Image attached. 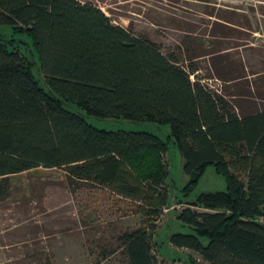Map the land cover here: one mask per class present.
I'll use <instances>...</instances> for the list:
<instances>
[{
	"label": "trees",
	"instance_id": "1",
	"mask_svg": "<svg viewBox=\"0 0 264 264\" xmlns=\"http://www.w3.org/2000/svg\"><path fill=\"white\" fill-rule=\"evenodd\" d=\"M215 18L210 39L188 25L162 53L95 5L0 0V26L27 39L0 36V213L9 204L40 205L47 178L71 191L100 188L141 219L102 259L119 252L122 264H179L153 252L155 224L169 207L171 142L188 178L183 195L208 166L225 190L175 202L190 233L169 234L166 244L191 252L192 264H264V68L247 71L235 51L246 43H226L238 31ZM86 118L167 125L169 133L161 140L107 131ZM33 245L30 262L51 264Z\"/></svg>",
	"mask_w": 264,
	"mask_h": 264
},
{
	"label": "rangeland",
	"instance_id": "2",
	"mask_svg": "<svg viewBox=\"0 0 264 264\" xmlns=\"http://www.w3.org/2000/svg\"><path fill=\"white\" fill-rule=\"evenodd\" d=\"M76 1L97 6L112 24L133 35L146 37L157 44L162 53L178 43L182 35L180 29L188 25L193 27L199 40L210 39V26L215 17H220L238 31V34L233 32L226 43L247 45L235 50L239 52L247 71L264 68V36L252 35L258 28L264 32V0ZM0 36H13L20 42H27L20 33L12 35L8 26H0ZM235 51L231 49L230 53ZM210 85L217 88L215 82ZM86 122L107 131H147L161 140H165L169 133L167 125L148 122L93 118H86ZM166 162L169 207L162 209L155 224L153 241L156 247H153V252L157 260L192 264L188 261L189 256H194L191 252L177 251L165 242L169 234L190 233V229L181 226L175 218L176 211L180 209L175 202L190 201L203 192H223L224 181L208 166L185 196L182 190L188 178L181 171L182 159L171 142H168ZM34 175L41 176L38 172ZM46 181L40 205L37 200L26 207L9 204L6 211L0 213V264H38L35 258L33 262L28 258L30 253L37 252L33 245L37 243L38 253L42 257L43 253H48L51 264H122L119 252L104 259L101 252L114 247L118 233L139 226L141 219L133 214L131 203L100 188L81 187L71 191L61 186L59 179L52 177ZM202 243L205 244V241Z\"/></svg>",
	"mask_w": 264,
	"mask_h": 264
},
{
	"label": "crops",
	"instance_id": "3",
	"mask_svg": "<svg viewBox=\"0 0 264 264\" xmlns=\"http://www.w3.org/2000/svg\"><path fill=\"white\" fill-rule=\"evenodd\" d=\"M260 4H262V2H259ZM252 35L254 36V37H259V38H261V37H263L264 36V32H261L260 31V29L258 28V29H255L253 32H252ZM253 46V45H252ZM264 48V47H263ZM182 252V251H181ZM183 252H188V251H183ZM193 258H195V257H193Z\"/></svg>",
	"mask_w": 264,
	"mask_h": 264
}]
</instances>
